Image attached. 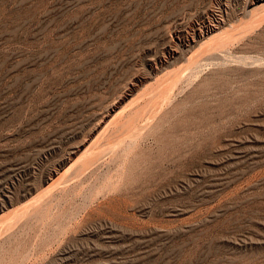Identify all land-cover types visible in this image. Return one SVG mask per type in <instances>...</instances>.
I'll use <instances>...</instances> for the list:
<instances>
[{
	"label": "rangeland",
	"instance_id": "374dc122",
	"mask_svg": "<svg viewBox=\"0 0 264 264\" xmlns=\"http://www.w3.org/2000/svg\"><path fill=\"white\" fill-rule=\"evenodd\" d=\"M0 264H264V0H0Z\"/></svg>",
	"mask_w": 264,
	"mask_h": 264
}]
</instances>
